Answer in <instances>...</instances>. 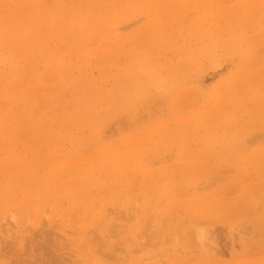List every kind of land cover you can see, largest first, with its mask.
Returning a JSON list of instances; mask_svg holds the SVG:
<instances>
[{"label": "rangeland", "instance_id": "1", "mask_svg": "<svg viewBox=\"0 0 264 264\" xmlns=\"http://www.w3.org/2000/svg\"><path fill=\"white\" fill-rule=\"evenodd\" d=\"M0 264H264V0H0Z\"/></svg>", "mask_w": 264, "mask_h": 264}]
</instances>
